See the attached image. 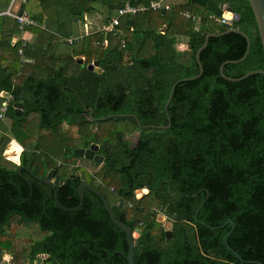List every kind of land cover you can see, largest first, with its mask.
<instances>
[{
	"label": "trees",
	"instance_id": "16d2710c",
	"mask_svg": "<svg viewBox=\"0 0 264 264\" xmlns=\"http://www.w3.org/2000/svg\"><path fill=\"white\" fill-rule=\"evenodd\" d=\"M67 1L62 9L58 0H39L40 12L33 19L54 33L56 24L91 12L87 4L105 5L109 20L127 1L138 6L153 0ZM10 3L1 1L0 12ZM170 4V11L125 19L118 27L123 34L111 36L107 47L105 35L99 33L65 55L52 49L53 33L29 28L39 37L49 35V47L24 49L26 58L43 68L40 76L33 65L22 63L19 46L12 44L20 33L17 23L0 17V48L13 60L7 63L0 54V102L3 92L12 97L6 115L11 136L0 134V263L8 254L13 264H128L126 234L111 221L100 198L86 190L77 211L57 204L55 191L38 179L55 170L56 195L63 207L79 206L84 175L118 220L142 231L135 240L136 264H264V75L229 82L220 74L225 62L245 55L246 39L237 33L212 37L200 55L202 77L179 84L166 113L173 86L199 75L196 55L207 33L229 30L211 20L222 18L225 7L240 16L234 29L251 41L246 60L226 65L225 75L238 79L264 70L253 10L249 0ZM186 12L200 19L199 28L184 17ZM181 44L187 47L183 53ZM75 57L85 63L79 65ZM94 62L102 73L88 69ZM15 103L24 105L21 116L15 115ZM36 115L40 131L33 138L26 127ZM124 121L128 126L113 129ZM93 123L98 125L96 135L88 130ZM135 133L137 142L128 138ZM12 137L24 148L20 165L3 157ZM92 144L101 146L102 164L75 156L76 149L87 150ZM20 167L26 168L22 176ZM143 189L149 193L137 199ZM147 198L156 204L154 209L145 203ZM201 205L198 219L211 228L195 220ZM159 215L173 225L171 239ZM230 220L236 228L229 245L246 263L225 246L232 226L218 229ZM14 227H37L43 237L20 248L10 236Z\"/></svg>",
	"mask_w": 264,
	"mask_h": 264
},
{
	"label": "water",
	"instance_id": "95a60500",
	"mask_svg": "<svg viewBox=\"0 0 264 264\" xmlns=\"http://www.w3.org/2000/svg\"><path fill=\"white\" fill-rule=\"evenodd\" d=\"M249 4H250V6H251V8L253 10V13H254V16H255V19H256V22H257V25H258V29H259V34H260V37H261V41H262V44H263V49H264V0H249ZM233 13L234 12L231 9L228 8L227 17L228 18L233 17V19L236 22L239 21L240 16L238 14H235V13L233 14ZM223 16L225 17L226 16V13H224ZM228 33H237L239 35H242L246 39V41H247V50L245 52V55L241 59L236 60V61H227V62H225L221 66V68H220L221 77L223 79H225L226 81H229V82H239V81L245 80V79H247L249 77H252V76H255V75H264V70H256V71L249 72L246 75H244L243 77L238 78V79L237 78H230V77L226 76L225 73H224V68H225L226 65H229V64H238V63L244 62L246 60V58L248 57V55L250 53V49H251V41H250V38L245 33L241 32L240 30H235V29H229L226 33H220V34L207 33V35L205 37L204 45L200 48V50L198 51V53L196 55V59H197V62L199 64V67H200V73H199V75H197L195 77H192V78H189V79H185V80H179L173 86V88L171 90V93H170V97H169V99L167 101V104H166V113L167 114H168L169 105H170V103H171V101L173 99V96H174V93H175V90H176L177 86L179 84L183 83V82L195 81V80H198L199 78L202 77V75L204 73V68H203L202 63H201L200 55L206 49V47L208 46L209 40L212 37H217V36H221V35L228 34ZM78 64H81L82 65V64H84V62L82 60H78ZM88 69L91 70V71H95L96 73H102V70L98 68V63L97 62H95L93 64H90L88 66ZM14 107L19 110V111H17V113L19 114V116H21L22 115L21 114V111L24 108L23 104H21V103H15L14 104ZM151 127L154 128V126H151ZM157 128H164V127H157ZM98 148H99V145L98 144H92L90 146V148L87 149V150H85V149H76L75 150V156L78 157V158H81V159L82 158H87L89 160L95 161L96 163L102 164L103 161H104V158L102 156H98L96 154L97 151H98ZM95 155H96V157H95ZM25 169L26 168H24V167L18 168V170H17L18 174L22 176V172ZM54 175H55V170H52V171H50L48 173V175L46 176L45 179H40V178H38V179L41 182H43V183L47 184L48 186H50L55 191V200H56L57 204L61 208L65 209L67 211H77L78 209H80L83 206V203H84L86 190L91 191L98 198L101 199L102 203L104 204L105 209L107 210V212L109 214V217H110L111 221L114 223L115 226H117L120 230H122L126 234L127 241H128V248H129V252H128V255H127L128 264H136L135 263V247H136L137 243L135 242V240L137 238H135V237L138 235V238H139V236L142 234V231L139 230V229H136L135 231H133V229L131 227H129L125 223H123L120 220H118L117 217H116V215L114 214V211H113L112 207L110 206L108 200L103 196L102 193H100L98 190L94 189L88 182H86L84 175H81V177H80V179H81L82 182H81V184H80V186L78 188V193H79V197H80V204H79V206L76 207V208H73V209H68V208L63 207L59 203V201L57 199L56 187L59 185V180L58 179H54ZM73 177L74 178H77L78 176L75 175ZM144 191L147 194L149 193V190H147V189H145ZM141 198H142L141 191L138 190L137 191V199H141ZM202 207H203V205H201L198 208V210L196 212V215H195V220L198 223L206 226L207 228H211L209 225H207V224L199 221V219H198V213L200 212V210H201ZM227 225H231L232 226V230L228 233V235L225 238V246L240 261L245 262L240 257V255L234 249H232L230 247L229 242H228L229 239H230V237H231V235L233 234V232H234V230L236 228L235 222L232 221V220H230L226 224L222 225L221 227H218V229L224 228ZM172 227H173V225L171 224L170 228L168 230H166V236L169 239H171L173 237ZM215 229H217V228H215ZM247 263L248 264H262L260 262H255V261H247Z\"/></svg>",
	"mask_w": 264,
	"mask_h": 264
},
{
	"label": "crops",
	"instance_id": "0c3cea01",
	"mask_svg": "<svg viewBox=\"0 0 264 264\" xmlns=\"http://www.w3.org/2000/svg\"><path fill=\"white\" fill-rule=\"evenodd\" d=\"M3 1V0H0V2ZM125 1V0H123ZM33 3V2H32ZM38 5L39 6V0L37 1ZM31 6V4H29ZM27 5V7L29 6ZM10 6V4H9ZM9 6L7 8H4V10H2L0 12V16H2V14L4 12H6L8 9H9ZM24 5L21 6V12H24L26 13V15L33 21L36 23V27H29V28H40L41 30H43L44 32H46L47 28L46 26H42V27H39L38 25V22L36 20L33 19V16L34 14L30 15L26 12L27 10V7L25 8V10L22 9ZM37 6H31L34 9L36 8H40V7H37ZM116 17V16H115ZM108 18V11H107V15L103 17L101 23L92 28V29H89V27H83V32H80L79 30H75V26H79V25H84L85 24V19L83 16H80L78 18H73L71 20H67L65 19L62 23L59 24H56L59 28L57 30V32H54L55 33V39L54 41L52 42L53 44V48L57 54H62V55H65V54H68L71 50V48H73L75 46V48H77V50L81 49L82 48V43L83 41L91 36V35H94V34H102V35H105V46L107 47L109 45V43L111 42L110 39L112 37L114 38H117L118 36H121L123 33L121 29L118 28V33L117 34H107L105 32H103V27L104 25L108 24L109 21L114 18H110L109 20H107ZM12 21V20H11ZM124 21V20H123ZM17 23V22H16ZM123 23V22H122ZM12 24H13V21H12ZM18 25V24H17ZM29 28L26 29L25 31V34H23L21 36V38L23 37L25 40L28 41L29 43V46L31 45H35L37 46V50H41L44 48V46L49 47V45L47 44V41L49 40V35L46 33L45 35L39 37L37 36L36 34H34L33 32L29 31ZM112 36V37H111ZM18 38V33L12 38V41L14 39ZM68 40H79V41H74V43L71 45L69 44L67 41ZM46 41V42H45ZM67 44V45H66ZM66 45V48H64V46ZM36 50V51H37ZM0 54H3V59L5 62L7 63H12L13 60L10 61V58L8 59V56L10 54V52L7 50V52L4 53V48L1 47L0 48ZM76 60H77V63H78V60H82L84 63H85V59L82 58V57H75ZM29 59V58H28ZM28 63L33 65V68L35 69L36 71V74L39 76L42 75V72L41 69H43L41 66H39L40 64H37V66H39L40 68H37L35 67L34 65L36 64L35 63V60L34 59H31V60H28ZM95 63V62H94ZM93 64V63H92ZM13 65H15V62H13ZM81 65V64H79ZM83 65V64H82ZM41 73V74H40ZM1 98H2V102H0V108H1V104L3 102H9V105H10V101L12 100V97L6 93V92H3L1 93ZM22 104V103H21ZM24 106V105H23ZM13 108L15 110V115L16 116H19V114L17 113V111H19L18 109H16L13 105ZM24 110V108H23ZM23 110L21 111V114L23 112ZM8 113V112H7ZM6 113V115H7ZM3 118V119H0V134H5L6 136H11V132H10V128H11V122L10 120H8V118L6 117ZM31 123H34V126L31 130V133L28 131V127ZM39 124H40V115H36L32 120L31 122L29 123V125H27L26 127V133L30 136V137H37V133L40 131L39 130ZM9 136V137H10ZM13 138V137H12ZM9 145V146H8ZM7 145L6 149L4 150L3 153L6 152L5 156L7 155L8 153V150L10 149H13V153L15 154L16 156V159H20L21 158V150H23V147L13 138L12 141L9 142V144ZM8 148V149H7ZM12 162H14V160H12Z\"/></svg>",
	"mask_w": 264,
	"mask_h": 264
},
{
	"label": "rangeland",
	"instance_id": "374dc122",
	"mask_svg": "<svg viewBox=\"0 0 264 264\" xmlns=\"http://www.w3.org/2000/svg\"><path fill=\"white\" fill-rule=\"evenodd\" d=\"M37 1L38 0H33V3H31V6H37L38 5V3H37ZM59 2H57L58 3V5H60L61 6V8L62 9H65L64 7H66V6H68L69 4H70V2L69 1H67V0H58ZM117 1H122V0H117ZM188 1L189 0H171V2H173L174 4L175 3H188ZM27 4V3H26ZM25 4V5H26ZM30 5L27 7V10H26V12L30 15V13H31V15L32 14H34V15H36V14H38L39 12H40V8H36V9H34L33 10V8L31 7ZM87 6H91V8H92V11L91 12H86V11H83V17H84V19H85V24L82 26V25H79V26H75V30H79L80 32H83V27H89V29H92V28H94V27H96V26H98L100 23H101V21H102V19H103V17L104 16H106L107 15V11H108V8H106L105 7V5H103L102 3H100V2H97V3H94V4H87ZM37 7H40V6H37ZM51 13H53L54 14V11H50ZM109 12V11H108ZM1 17V16H0ZM5 18H8V19H10V20H12L13 21V24H15L16 23V21L12 18V17H9V16H4ZM194 23H195V28L197 29V28H199L200 27V22L199 21H193ZM18 24V23H17ZM19 26V25H18ZM32 27V26H31ZM29 28V27H28ZM27 29V28H26ZM19 30V29H18ZM19 35H18V38H16V39H14L13 41H12V44L13 45H16V46H19L18 47V49L21 47V45H22V42H21V36L23 35V33L19 30ZM46 32H51V33H53L52 31H50L49 29L48 30H46ZM25 34V33H24ZM54 35H55V33H53ZM112 39V38H111ZM110 39V40H111ZM27 41V40H26ZM27 43H28V41H27ZM67 45V44H66ZM66 45L64 46V48H66ZM28 46H29V43H28ZM75 47V46H74ZM187 47L185 46V45H183V44H181L180 45V50L182 51V53L184 52V50L186 49ZM186 51V50H185ZM28 60V59H27ZM126 125L128 126V123L127 122H120V123H115L114 124V126H115V128H113V129H120V128H124V127H126ZM33 126H34V123H31V125L28 127V131L31 133V130H32V128H33ZM109 125H106V129H107V127H108ZM116 126H117V128H116ZM98 127V125L96 126V124L95 123H93L92 125H91V129H88L92 134L94 133V135H96L97 134V128ZM105 129V130H106ZM43 132L45 133V132H47V130L46 129H44L43 130ZM114 132H118V131H114ZM37 134H39V132L37 133ZM91 134V135H92ZM129 136V135H128ZM128 138H131L132 139V141H134V142H137V140H138V138H139V134L138 133H135V134H133L132 136H130V137H128ZM59 141V140H58ZM72 142H74V141H72ZM34 145V144H33ZM9 146V145H8ZM8 149V148H7ZM10 150V149H9ZM51 150H54L53 148L51 149ZM23 151H24V148H23V150H21V153H20V155H21V157H22V153H23ZM5 154H6V152L5 153H3V157L5 158V160H7L8 162H10V163H12V164H14V165H20V163H21V158L20 159H16V156H15V154L14 153H12V154H8L7 153V155L5 156ZM95 157H96V155H95ZM12 160H14V162H12ZM7 165V164H6ZM7 166H9V165H7ZM91 171V170H90ZM144 194H147V193H143L142 192V195H144ZM108 197H109V199L111 200V202L113 203V202H115V198L113 197V195H111V194H109L108 195ZM143 198V197H142ZM141 198V199H142ZM152 198V200L155 202V203H157L156 201H155V199L153 198V197H151ZM151 198H147L146 200H145V203L147 204L148 203V205H150V209L152 210V209H154L155 208V205L156 204H154L153 202H151V204H149L150 203V201H152L151 200ZM164 220H166L165 222H164ZM158 221L160 222V223H163L164 222V226H165V228L168 230L169 228H170V226H171V223L167 220V219H165V216H162V215H159V217H158ZM10 236H12V238H14V241H15V243L17 244V245H19L20 246V248H23V247H26V246H28V244L31 242V241H34V240H36V239H40V238H42L43 237V233H41V231L37 228V227H31V228H28V229H25V227H14L13 228V230L11 231V233H10ZM135 237V236H134ZM135 238H137L138 239V235L135 237ZM21 250V249H20ZM0 264H13V257L11 256V255H8V254H6L4 257H3V261L0 263ZM35 264H39V263H35ZM41 264H43V263H41Z\"/></svg>",
	"mask_w": 264,
	"mask_h": 264
},
{
	"label": "built area",
	"instance_id": "2783aa9c",
	"mask_svg": "<svg viewBox=\"0 0 264 264\" xmlns=\"http://www.w3.org/2000/svg\"><path fill=\"white\" fill-rule=\"evenodd\" d=\"M29 0H11L9 9L2 14V16H9L12 17L19 25V30L24 34L26 31V28L28 27H36V23L33 22L24 12H21V6L28 3ZM171 4L170 0H153L150 2L149 5H138L133 6L129 1L126 2V4L119 9L118 15L114 18H112L108 24L104 25L103 32L107 34H117L118 33V27L121 26L123 20L128 19L130 17H134L137 14L140 13H146L148 11H170L171 10ZM224 13H226V16H222V18H214L211 17V20H214L218 25H223L228 27L229 29H234V23L236 22L233 17L228 18V7L224 8ZM234 14V13H233ZM184 17L187 20L192 21H199L200 19L197 16L192 15L190 12L184 13ZM74 41L79 40H68L67 42L69 44H73ZM22 45L19 48V55L22 58V63L26 64L28 62L24 49L27 48V41L22 37L21 38ZM124 43V42H123ZM9 110V102H3L1 104L0 108V119H3L6 115V113ZM166 220H164L165 222ZM163 222V224H164Z\"/></svg>",
	"mask_w": 264,
	"mask_h": 264
},
{
	"label": "flooded vegetation",
	"instance_id": "af4514ba",
	"mask_svg": "<svg viewBox=\"0 0 264 264\" xmlns=\"http://www.w3.org/2000/svg\"><path fill=\"white\" fill-rule=\"evenodd\" d=\"M98 145H99V144H98ZM100 150H101V146L99 145L98 151H97V153H96L98 156H100V155L98 154V153L100 152ZM74 176H75V175H74ZM54 179H56V178H54ZM72 179L75 180V179H77V178H74V177L72 176ZM81 182H82V181H81ZM86 182H88V181H86ZM88 183L91 185L90 182H88ZM91 186H92V185H91ZM92 187L94 188L95 186H92ZM94 189H95V188H94ZM144 190H145V189L140 190V191H141V195H142V192L145 193ZM145 195H147V194L142 195V197H144Z\"/></svg>",
	"mask_w": 264,
	"mask_h": 264
}]
</instances>
